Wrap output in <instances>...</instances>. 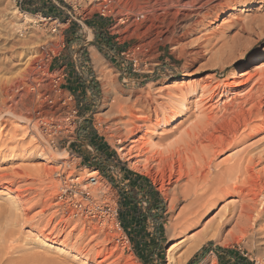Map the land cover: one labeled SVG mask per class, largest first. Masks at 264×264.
Listing matches in <instances>:
<instances>
[{
	"label": "rangeland",
	"instance_id": "374dc122",
	"mask_svg": "<svg viewBox=\"0 0 264 264\" xmlns=\"http://www.w3.org/2000/svg\"><path fill=\"white\" fill-rule=\"evenodd\" d=\"M62 1L61 15L55 21L54 16L43 20L45 16L35 13L26 18L19 0H0V107L14 106L17 114L29 122L41 118L52 122L50 132L44 124L40 125L41 133H38L43 135V145L59 160L52 163L54 169L60 170H54L59 174L54 173L51 179L45 177L41 171L44 161L29 154L39 145L36 141L30 144L29 137L23 134L25 122L11 116L1 121L0 202H8L10 191L6 188H10L14 196L18 195V206L21 205L12 216L14 222L3 219L1 223L15 233L11 242L16 247L14 256L38 250L48 257L58 256L59 264H169V251L181 256L194 236L207 232L208 237L201 247L183 264L195 255H202L203 246L209 242L213 250L205 254L199 264H264V218L255 223V213L252 218L237 214L235 219L217 223L225 205L240 202L237 195L219 201L212 210H201L195 223L183 226L185 230L180 227L173 234V229L170 231L168 227L186 210L190 197L180 195L174 187L168 188L169 195H166L160 189L162 178L155 168L151 172L138 171L132 167L131 160L119 154V146L133 145L134 139L144 137L148 142L147 150L156 147L160 150L177 139L197 116L214 109L219 98L222 102L229 101L234 91L246 86L247 90L254 84L252 78L264 71V55L256 62H251L249 55L264 41V0H221L223 6L217 5L219 0H200L209 3L203 6L202 13L193 11L184 23L180 17L194 8L179 3L188 0H111L112 15L106 17L109 21L105 29L116 48L114 57L92 43L94 38L87 22L98 15L94 5L97 1ZM213 3H216L214 8ZM14 13L22 21L16 20ZM224 14L226 19L223 20ZM122 17L124 21L120 20ZM254 18L261 21L254 23ZM242 20L244 24L251 21L254 29L240 31ZM90 36L89 49L94 47L99 52L109 78L102 79L96 62L88 60L87 76L94 91H91L90 106L82 110L79 102L84 89L71 88L67 77L69 73L80 75L71 57L87 52L85 46L79 45ZM68 38L72 42L69 43ZM196 50L199 52L195 53ZM239 63H244V67L239 69ZM218 85L222 86L215 90ZM140 91L143 97L135 103ZM2 98L6 99L5 104ZM170 106H179L184 113L174 124L176 130L165 131L163 125H156L154 118L159 115L168 120ZM128 108L133 111L139 108L136 113L151 116L147 125L134 134L136 136L128 131L131 128ZM86 120L93 126L96 135L93 139L98 142L101 139L107 155L125 161L128 174L136 173L147 179L149 189L157 193L156 196L153 192L150 202L136 207L128 201L129 205L127 202L122 207L125 193L130 192L134 184L132 180L123 182L120 168L105 155L104 159L97 155L91 140L85 138ZM260 120L262 123L257 130L240 133L233 148L215 157L214 162L222 163L228 156L241 152L264 155V115ZM123 136L127 138L121 145L119 140ZM19 142L25 143L18 146ZM9 146L14 147L12 153L5 151ZM65 159H70L69 167L66 165L61 170L59 163ZM259 163L256 169L264 167V159ZM17 170L23 172L20 179L14 172ZM93 170L104 184L97 194L84 188L79 180ZM65 181L69 186L73 183L69 189L62 188ZM137 193L134 191V198L141 200L143 197H138ZM176 194L180 201L171 208V199H175ZM85 200L111 214L93 207L88 213L78 211L75 205L81 208ZM132 208L137 211L132 217L135 227L129 220L123 221L126 211ZM111 209H115V214L112 215ZM94 210L104 212L101 221L92 217ZM112 218L115 228H109ZM41 238L58 249L41 247L37 243ZM218 247L225 250L217 251Z\"/></svg>",
	"mask_w": 264,
	"mask_h": 264
},
{
	"label": "bare ground",
	"instance_id": "6f19581e",
	"mask_svg": "<svg viewBox=\"0 0 264 264\" xmlns=\"http://www.w3.org/2000/svg\"><path fill=\"white\" fill-rule=\"evenodd\" d=\"M219 1L217 5L222 4L221 0ZM179 4L185 7L194 8L193 10H190L192 11L191 13L184 12L185 14L180 17L181 23H184V21L188 19L189 15H191L193 11L197 14L202 13L203 6L207 5L206 2L203 3L200 0H188L186 3L180 2ZM215 5L216 3L211 4L213 8ZM227 7H229V5ZM229 8L227 9V11L230 10ZM12 15L16 20L22 21V18H18L15 13ZM25 15L26 18L33 16L30 13H25ZM222 17L223 20L226 19L225 14ZM42 19L50 20L51 18L46 16L44 18L42 17ZM120 20L124 21V17L120 18ZM252 21H254V23H257L258 21H261V19L256 20L254 18V20ZM50 23H54V21H50ZM239 23L241 25L240 31L248 32L254 29V24L252 22L250 24H244L242 20ZM196 52L198 53L199 51L196 50L195 53ZM92 54L96 65H98L99 67V72L103 76L102 79L109 78L107 71H105L106 67L104 65L103 59L99 52L94 48ZM263 55L264 41L261 46L255 47L251 50L249 58L251 62H256ZM243 67L244 63H239V69ZM252 80H254L255 82L252 86H250L249 89L246 90V86L242 89H239L238 91H234L229 101L222 102L223 99L219 98L215 103V105H217L216 107H214V109H212L209 113H204L203 115L197 116L195 121L191 122L187 127H185V129H183L184 132L181 133L177 139L171 141L160 150L156 149L157 147L147 150L148 146L146 145L148 142L146 141V137H144L143 140H140L141 138L134 139L133 145H123L124 140L128 137V135L126 138L123 136L124 138L119 140L121 145H123L119 146L120 156L131 160L130 163L134 169L138 171L147 170L148 172H151V170L155 168L157 172L160 173L162 178L160 189L164 193H166V195H169L168 188L174 187V189H177L180 192V195L190 197V201L187 205L186 210L183 212L179 219L175 220V222L170 225L171 227H168L170 231H172L173 229V234L176 233L178 228L180 229V227L183 228V226L192 225L193 223H195L201 210H212L214 207H216V204L219 201L228 197H234L236 195L239 197L240 202L237 205H225L224 211L217 223H226L228 219H235V217L238 216H251L252 218L253 213H255V216L253 215L255 223L257 221L259 223V220H262L264 218V167L261 169H256V165L264 159V155L261 154L262 152L255 155H251L250 153L245 154L244 152H241L240 154L233 155L232 157L228 156V158H225L222 163L214 162L215 157L233 148L240 133L247 131H249L250 133L252 129L258 128L262 123V120H260V118L264 115V71L256 74L252 78ZM221 86L222 85H218L215 90L220 89ZM142 97L143 95L140 91L134 99L135 103H138ZM3 100L5 101L6 99L2 98V101ZM179 106H182V104ZM122 107H120V110L122 109ZM178 107L174 108L173 106H170L169 114H171V117L169 116L168 120H166L167 118L164 119L163 117L157 115L154 118L156 125H163L165 127V131L176 130L174 129V124L182 119L181 114L184 113L181 112ZM122 110H125V106ZM138 110L136 108L135 111ZM126 111L129 115V122L131 125V128L128 131L133 132L132 136H136L134 134L138 131H141V129H143L147 125V122L151 120V116L140 115L135 111L130 110L129 108ZM7 116H11L12 118L16 117L17 119L19 118V122H25L23 125V134H25L26 137H29L30 144L36 141L39 145V147L38 145L36 146L38 147L37 150L29 154H33L44 161V165H42L41 171L45 177H49V179H51L52 175L55 173V169L52 163L54 162V160H58V158H55L52 150L49 149L48 146L43 145V135L40 136L39 134L41 133L40 125L43 126L44 124L48 127V132H50V124L52 122H50V120L42 118L34 122H29V119H25L24 117H21L17 114L14 106L12 108L7 107L6 109L0 107V124L3 125L1 121L7 120ZM21 143L22 142H19L18 146ZM10 147L11 146L6 147L5 151H11L10 153H12L14 147ZM0 154H2V150H0ZM69 161H66V159L62 160V162L60 161L61 163H59V169L63 170L66 165L68 166ZM56 170L60 171L58 169ZM21 171H14L18 175L19 179L23 176V172ZM57 173L58 172H56L55 174ZM96 174L97 171L93 170L87 172L86 177H79L80 179L77 177L81 181V185L83 184L84 188L93 191L94 194L98 190H101V188L104 186V184L102 183V177L97 176ZM182 181L184 182L182 183ZM67 182L68 181H65V185H63L62 188L69 189L72 186L73 183L69 186ZM6 189L10 191L7 195L8 202H6V204L0 202V264H59L58 256L48 257L46 256L47 254L45 252H39L38 250L34 252L27 251L22 255L16 254L14 256V248L16 247H13V243L11 242L14 240L13 236L15 233L11 227L7 228L6 225L4 226L1 223L3 219H8L9 222H12L14 220L12 219V216H15L17 208L21 205L18 206V204H20L18 195L14 196L11 193L12 190L10 188ZM62 192L63 189H61V194ZM90 196L92 197L91 194ZM78 198L79 201H82V198H80V196H78ZM171 200L172 201L170 202V207L172 208L174 203L180 201V196L176 194V198ZM82 203L83 207L81 208L75 205L76 209L80 212L88 213L91 211V207H93L95 209H102L104 212L111 214L109 210L106 211L102 207L99 208L97 206H94L89 200H85ZM84 209H87V211H84ZM102 210L92 211V217L100 220V218L104 215V212ZM111 211H113L112 215L116 212L115 209H111ZM7 216H9V218H5ZM111 222L109 223V228H115L114 218L111 219ZM9 224L10 223H8L7 225ZM183 229L185 230V228ZM208 234L209 233L206 232L199 234L198 236H194L190 240V244L181 256H175L171 251H169V264H183L185 260H187L194 252L199 249V247H201L200 245L204 242L205 238L208 237ZM37 243L41 245V247L49 246L52 249H58V246L49 244L47 240L42 238L37 241Z\"/></svg>",
	"mask_w": 264,
	"mask_h": 264
},
{
	"label": "crops",
	"instance_id": "0c3cea01",
	"mask_svg": "<svg viewBox=\"0 0 264 264\" xmlns=\"http://www.w3.org/2000/svg\"><path fill=\"white\" fill-rule=\"evenodd\" d=\"M19 4H20V7L23 9V11H25L26 13L29 12V13L40 14L45 17L46 15L59 17V15H61L60 4H63V1L62 0H19ZM91 19L92 20H88L87 23H89L90 25V30L92 31V36L94 38V41H92L91 36H90V38H88L87 41H84L81 45H79V47H84V46L86 47V50H87L86 56L78 52L77 54H74L71 57V61L75 60L74 65L76 66V69L80 71V75H75V73L73 74L69 73V76L67 77L69 81V85L72 86L71 88L78 89L79 87H82L84 89V93L81 96L82 100L79 102L80 106H82L81 107L82 110L90 106L91 98H92L91 91H94L92 85L90 84V80L88 79V77L90 76H87L88 66L86 65L89 63L88 60H90L91 63H92V59L94 60L93 54H92L94 47H92V50H90L88 43L92 41V43H94L96 46H98V43L99 44L101 43L102 47H104L103 50L105 52L108 51L109 55L112 54L113 57L116 56V54L113 52V50H116V48L111 43L110 41L111 38L108 35L107 30L105 29V26L108 23L109 19L103 16H99V15H94L93 17H91ZM83 25L86 26V24L84 23ZM69 31L72 32V30L70 29ZM85 58L88 60L86 61ZM130 76H131L130 78H132V74H130ZM86 121H87L86 124L89 125V127H87L86 125V129H85L86 131H84V133L87 135H85L86 136L85 138L87 140H91L92 144L96 148L97 155L101 156L103 159L106 156L108 158L107 160L110 163H112L116 168L117 167L120 168V173H121L120 176H122L121 180H123V182L132 180V183L134 184L133 186L134 188L130 187L129 188L130 192L125 193L124 195L125 199L123 201L122 207H124L125 206L124 203L126 204L128 201L129 202L131 201V203H133L136 207L142 206L143 202L145 201L150 202V197L153 196L154 190H152L151 188L149 189L147 185V179L145 180L144 177H141L140 175L136 173L131 172L130 174H128L129 170H128V166L125 161L119 158H115V157L113 158L107 155L106 151L104 150L105 147L102 144L101 139L99 140V142L96 141V139H93L94 137H96L93 126H91L90 121L88 120ZM99 156L98 158H96L97 160L99 159ZM79 157H81V159L86 160V157L83 154H79ZM134 191L138 192L137 193L138 197H143V198L141 200H137V198H134L135 197L133 195ZM155 195L157 196V193H155ZM129 202L127 203L128 205H129ZM147 206H150L149 203H147ZM150 211L152 212V210ZM135 215H137V211H135L134 208L129 209L128 211H126L123 221L129 220L131 223L130 225L135 227L136 222H133L134 220L132 218V217H135ZM155 225L159 227V224L157 223V221ZM157 226L155 228L158 231ZM133 229L135 231L137 228H133Z\"/></svg>",
	"mask_w": 264,
	"mask_h": 264
},
{
	"label": "trees",
	"instance_id": "16d2710c",
	"mask_svg": "<svg viewBox=\"0 0 264 264\" xmlns=\"http://www.w3.org/2000/svg\"><path fill=\"white\" fill-rule=\"evenodd\" d=\"M47 16V15H46ZM51 17H53V16H51ZM70 41L72 42V39H70V38H68V42L70 43ZM98 49L99 50H101V51H104L103 50V48L104 47H102V45H101V43L99 44L98 43ZM83 51V50H82ZM105 52V51H104ZM84 56H86V52H84ZM106 57H108V56H106ZM86 59V58H85ZM88 59H86V61H87ZM86 64V63H85ZM87 65V64H86ZM212 246H211V242H209L207 245H204L203 246V248H202V250H201V254L202 255H200V256H198L197 257V255H195L194 257H192L186 264H199L200 263V260L204 257V255L205 254H207L208 252H210V251H212L213 249L211 248ZM217 251L218 250H225L223 247H218L217 249H216Z\"/></svg>",
	"mask_w": 264,
	"mask_h": 264
},
{
	"label": "built area",
	"instance_id": "2783aa9c",
	"mask_svg": "<svg viewBox=\"0 0 264 264\" xmlns=\"http://www.w3.org/2000/svg\"><path fill=\"white\" fill-rule=\"evenodd\" d=\"M97 1L94 5H96V11L99 16H104L108 17L112 15V10H111V0H95ZM93 7V6H91ZM51 19L53 17L49 16ZM55 21L58 20L57 17L54 18ZM53 30L56 31V27H53ZM71 97V96H70Z\"/></svg>",
	"mask_w": 264,
	"mask_h": 264
}]
</instances>
